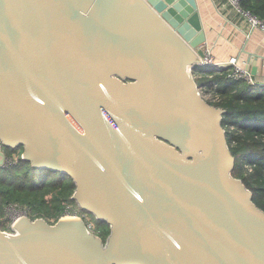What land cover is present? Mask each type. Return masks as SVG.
Instances as JSON below:
<instances>
[{
	"label": "water",
	"instance_id": "1",
	"mask_svg": "<svg viewBox=\"0 0 264 264\" xmlns=\"http://www.w3.org/2000/svg\"><path fill=\"white\" fill-rule=\"evenodd\" d=\"M206 42L197 0H0V167L23 148L110 228L22 217L0 264H264L226 110L190 71Z\"/></svg>",
	"mask_w": 264,
	"mask_h": 264
},
{
	"label": "trees",
	"instance_id": "2",
	"mask_svg": "<svg viewBox=\"0 0 264 264\" xmlns=\"http://www.w3.org/2000/svg\"><path fill=\"white\" fill-rule=\"evenodd\" d=\"M240 6L264 20V0H240ZM211 74L213 71L197 79V83L217 84L220 99L210 103L226 110L223 126L236 158L233 175L243 180L253 193L254 202L264 210V87L245 80H233L226 71L210 78ZM4 150L12 164L0 167V213L4 202H23L32 213L36 209L45 210L56 215L58 221L67 203L76 205L72 199L75 184L70 177L34 170L30 162L22 159L23 148ZM14 152L22 153L16 161ZM97 223L102 231L101 238L107 239L109 226L100 221Z\"/></svg>",
	"mask_w": 264,
	"mask_h": 264
},
{
	"label": "crops",
	"instance_id": "3",
	"mask_svg": "<svg viewBox=\"0 0 264 264\" xmlns=\"http://www.w3.org/2000/svg\"><path fill=\"white\" fill-rule=\"evenodd\" d=\"M207 42L215 45L217 60L237 56L264 83V33L226 0H197Z\"/></svg>",
	"mask_w": 264,
	"mask_h": 264
},
{
	"label": "built area",
	"instance_id": "4",
	"mask_svg": "<svg viewBox=\"0 0 264 264\" xmlns=\"http://www.w3.org/2000/svg\"><path fill=\"white\" fill-rule=\"evenodd\" d=\"M232 7H234L238 12L242 13L249 21L252 28H259L264 33V20L259 19L250 12L244 11L240 6V0H226ZM215 45L209 44L206 42L202 48L204 50V56L200 57V65L196 67L190 66V71L192 72L194 78L199 80L205 74L207 75L210 71L215 73H222L223 71L229 72V77L233 80H245L251 85H259L264 87V83H261L254 77V74L246 66V64L237 56L229 58L227 61H219L216 59L213 50ZM203 69H206L203 70ZM213 74L209 75L211 78ZM208 76V75H207ZM199 85V84H198ZM200 94L204 99L209 102H218L220 97L217 93V84L213 82H206L199 85L198 88ZM8 163L12 164L11 161L7 160ZM5 165V166H6ZM12 208H15L14 214L11 215V229L15 232V224L22 217L33 218V214L27 207L19 208L17 205H11ZM19 209V210H16ZM68 218V219H83L87 225L88 230L100 236L102 231L97 223V220L92 217L87 212L81 210L76 205L68 206L65 212L60 216L59 219Z\"/></svg>",
	"mask_w": 264,
	"mask_h": 264
},
{
	"label": "rangeland",
	"instance_id": "5",
	"mask_svg": "<svg viewBox=\"0 0 264 264\" xmlns=\"http://www.w3.org/2000/svg\"><path fill=\"white\" fill-rule=\"evenodd\" d=\"M20 154H22V153L21 152H14V161H16L18 159ZM11 205H17L19 208L27 206V205H24L23 202L21 204H20V202L18 203V202H13V201L3 203L1 213H0V228L3 231L9 232V233H13V231L11 229V222H12L11 215L14 214V210H15V208H12ZM68 206H71V204L67 203V205H65L64 212L68 208ZM16 210H19V209H16ZM32 214L34 216L33 217L34 219L43 218L47 222H49L50 224H55L57 222L56 215H54L51 212H47L45 210L36 209V211H33Z\"/></svg>",
	"mask_w": 264,
	"mask_h": 264
},
{
	"label": "flooded vegetation",
	"instance_id": "6",
	"mask_svg": "<svg viewBox=\"0 0 264 264\" xmlns=\"http://www.w3.org/2000/svg\"><path fill=\"white\" fill-rule=\"evenodd\" d=\"M104 241L106 242V239Z\"/></svg>",
	"mask_w": 264,
	"mask_h": 264
}]
</instances>
